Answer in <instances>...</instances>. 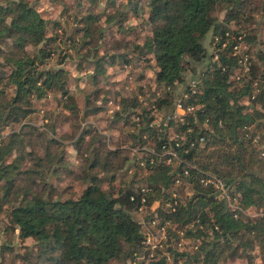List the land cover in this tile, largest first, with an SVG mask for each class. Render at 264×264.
Instances as JSON below:
<instances>
[{
    "label": "trees",
    "instance_id": "obj_1",
    "mask_svg": "<svg viewBox=\"0 0 264 264\" xmlns=\"http://www.w3.org/2000/svg\"><path fill=\"white\" fill-rule=\"evenodd\" d=\"M255 13L264 27V0H0V215L37 246L0 264H142L145 227L133 215L142 206L145 221L166 225L153 264H264V50ZM69 18L75 26L65 30ZM240 34L249 71L236 79ZM74 46L94 67L84 72L77 62L82 74L70 89V72L47 64ZM118 62L138 67L143 83L108 97L117 81L100 83ZM185 91L182 103L194 109L174 121ZM108 100L118 108L108 112ZM96 115L109 121L107 135L81 126ZM164 144L178 159L166 162ZM73 154L79 171L67 160ZM208 174L224 181L237 209L200 182ZM181 238L188 244L178 247Z\"/></svg>",
    "mask_w": 264,
    "mask_h": 264
},
{
    "label": "rangeland",
    "instance_id": "obj_2",
    "mask_svg": "<svg viewBox=\"0 0 264 264\" xmlns=\"http://www.w3.org/2000/svg\"><path fill=\"white\" fill-rule=\"evenodd\" d=\"M68 3L69 1L72 2V0H67ZM258 0H255V2L257 3ZM56 12H53V16L56 15ZM218 15V19H222L223 18V12H219L217 13ZM255 15V23H253V26L257 29L256 34L257 37L259 39L260 44L256 45V48L262 49L264 50V27H262V25L260 24V16H258L257 13L254 14ZM136 23H139V21H137ZM75 25L72 23L71 18H69L68 20V24L66 25L65 30L71 29L73 28ZM111 31H116L115 27H111V29L107 32L108 34H110ZM112 32V33H113ZM108 34L106 35V38H108V40H110L111 45L113 44V42H111L113 40V38H110L111 35L108 36ZM136 37H138V41L142 40L141 36H138L137 34H134ZM121 37V34L120 36ZM209 37L210 35H208L205 39H204V44H208L209 42ZM110 38V39H109ZM76 49V50H75ZM208 51H211V49L208 47ZM86 52L85 49L78 51L77 48H67L61 52V56L57 57V55L53 56V58L48 62L47 66L49 67H65L71 74L73 79H69V87L70 89H73V87L75 86V84H78L77 80H76V76H79L82 74L81 69H79L78 67H76V63L77 62H81V67L82 70L85 72L86 70H91L93 69L94 65L92 64L93 58L90 56L84 57V53ZM100 51H98L97 55H99ZM66 54L65 59L61 61L62 56ZM71 55L70 57L67 55ZM251 58H253L251 56ZM74 62V63H73ZM201 68V66H199ZM140 69L138 67H133V63H128V64H119L116 63L114 66H111V68L108 69V78L104 79L100 85L103 84H107V81H110V79H112L111 81H117L115 83H112L113 85H111L109 88H111L110 92L112 91V93L109 94L108 97H111L112 95H116V93H113L115 90H118V92H120L119 94H117L118 96L120 95H132L131 92H133L134 90H138L137 86L141 85L143 82L139 81L137 79V75L139 73ZM239 73V72H237ZM236 73V74H237ZM83 77V76H82ZM84 87V93H90L91 90L93 89L92 87V82L90 78L86 79V82L83 85ZM108 87V84H107ZM103 96V94H102ZM100 96V97H102ZM117 97V96H116ZM81 100H83V95H81L80 97ZM117 99V98H116ZM103 100H99L97 103H102ZM109 101V100H108ZM108 101H107V107H108ZM104 102V101H103ZM93 117V116H92ZM90 116V118L87 119L86 123H82L81 126L85 127L88 126L89 124H93L96 125L98 127L97 133H102V134H108L106 130L102 129V127L105 126H109V121H105L102 120V118H99V115H96L92 118ZM33 121L36 122L37 125H41L43 123V119H42V111L40 110L38 112V114L36 115V118L32 119ZM69 126H58V133H64L65 131L69 130ZM93 132V131H92ZM92 134H89L86 136L85 140L90 139ZM67 141V140H66ZM68 162L71 165V168L75 171H79V166L81 165V161L76 158V154L73 155H68L67 157ZM50 180L53 181L55 184H57L58 186L62 187V185L65 183V181L63 180H58L54 177H50ZM115 184L118 185L117 180L115 181ZM106 186V185H105ZM187 190V193H191L192 189L189 188V185H186L185 188V192ZM225 197V201L228 203V205L232 208V209H237L238 208V203H237V198H233L231 196H224ZM143 212L138 210L136 213H134V217L139 220L142 221L143 220ZM249 215L251 217H254L256 214L255 213H249ZM9 223L6 219L5 216L0 215V260H2L3 262L8 263L10 259L13 258L14 254L18 253H25V251H31L34 252L35 249L37 248L35 241L32 238H26L24 240H20L18 238V231L17 230H12L11 227L8 226ZM2 245H6L7 247H9L10 249H5L2 247ZM15 264H21L20 260L16 259ZM233 264H243L242 261H240L239 259H236V261Z\"/></svg>",
    "mask_w": 264,
    "mask_h": 264
},
{
    "label": "built area",
    "instance_id": "obj_3",
    "mask_svg": "<svg viewBox=\"0 0 264 264\" xmlns=\"http://www.w3.org/2000/svg\"><path fill=\"white\" fill-rule=\"evenodd\" d=\"M226 35H228V32L225 33ZM243 35L240 34L239 36H237V41L236 43L233 44L232 46V53L233 55L237 58V61L241 67V73H237L234 78L238 79L243 73H246L249 71V57L248 54L243 50V45L242 43H240L239 41H241ZM219 41V37L215 36L214 40H213V44L215 42ZM227 44V41H224L220 47L224 48ZM200 81L198 79H193L190 81V90L191 92H195V89L197 87V84H199ZM189 91H185L179 98H176L175 102H174V108L173 111L171 112V116H169L168 118L174 120V121H182L184 119V116L188 113L193 111L194 106H184L182 103V98H187ZM108 112H112L113 109L118 108V105H116L115 103H113L112 100L108 101ZM175 137H178V134H174L171 136V140L174 139ZM256 138H254V141L258 138V136H255ZM203 138H200V141H202ZM175 147L179 146V142L178 140L175 141ZM193 144V143H192ZM162 148L165 149L164 154L169 155V157L166 159V162L169 163L171 161L172 158L174 159H178V156L176 154V152L174 151L173 147L171 145H169V147H165V144L162 145ZM262 155L264 156V152H262ZM185 173H187V171H185ZM200 182L202 184H204L205 186H211L214 189V195L215 198L218 199H223L226 200L224 196H230L224 181L215 176V175H205V177L200 179ZM176 184H180V181L177 180L175 182ZM143 191V189H142ZM175 196V194H173ZM132 198V197H131ZM235 198V197H233ZM145 200L142 198L141 202H144ZM158 206V202H153L149 208V210L153 211L157 208ZM140 211H142L143 213L145 212V207H140L139 208ZM145 213L143 214V220L141 221L144 224L145 227V231H144V240L142 242L143 244V248L140 251L139 254H137V259L139 261L142 262V264H153L157 259H158V254L159 251H161L163 249L164 246V241L167 240V235H166V230H165V226L166 225H161V226H157L158 224V218L155 217L153 219H151L150 221H145L144 219ZM156 216V215H154ZM188 242L186 240H184V238H181L180 241L177 243L178 247H183L184 245H187ZM190 249V248H189ZM167 255V254H166ZM167 259H169V257L167 256Z\"/></svg>",
    "mask_w": 264,
    "mask_h": 264
},
{
    "label": "crops",
    "instance_id": "obj_4",
    "mask_svg": "<svg viewBox=\"0 0 264 264\" xmlns=\"http://www.w3.org/2000/svg\"><path fill=\"white\" fill-rule=\"evenodd\" d=\"M208 45V44H207Z\"/></svg>",
    "mask_w": 264,
    "mask_h": 264
}]
</instances>
